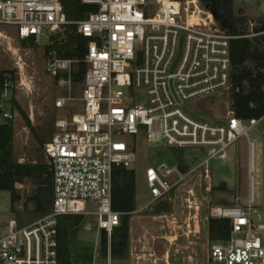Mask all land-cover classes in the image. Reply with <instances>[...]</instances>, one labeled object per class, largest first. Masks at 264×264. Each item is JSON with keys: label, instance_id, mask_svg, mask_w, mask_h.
<instances>
[{"label": "built area", "instance_id": "1", "mask_svg": "<svg viewBox=\"0 0 264 264\" xmlns=\"http://www.w3.org/2000/svg\"><path fill=\"white\" fill-rule=\"evenodd\" d=\"M81 1L96 9L70 20L62 0H0V43L8 39L10 50L9 28L20 39L39 40L45 30L57 35L74 25L89 39L79 92L72 78L79 60L46 52L45 70L64 90L55 107L65 110L44 144L53 171V209L24 226L12 218L0 230V264H59L58 220L66 214L83 215L88 228L95 221L110 237L123 214L112 206L114 169L133 168L140 139L198 149L201 158L191 157L186 172L178 163L148 166L150 198L132 214H152L168 242L184 237L194 244L203 233L206 209L208 222H231L228 239L211 242L208 233L210 264H264V200L257 202L256 137L251 135L261 126L264 139V114L239 117L230 107L224 118L210 120L187 110L191 101L230 91L231 40L264 31L256 32V23L249 21L247 32L234 35L218 23L211 0ZM1 71L0 113L4 121L15 120L14 77ZM242 138L248 143L247 195L214 203L209 198L217 184L210 163ZM161 204H170V210L154 214Z\"/></svg>", "mask_w": 264, "mask_h": 264}, {"label": "rangeland", "instance_id": "2", "mask_svg": "<svg viewBox=\"0 0 264 264\" xmlns=\"http://www.w3.org/2000/svg\"><path fill=\"white\" fill-rule=\"evenodd\" d=\"M214 9L216 5L229 4L228 0H213ZM228 3H227V2ZM215 10V9H214ZM238 18H243L246 22L258 23L261 18L256 8H247L242 14H237ZM218 23L224 27L226 23L218 19ZM14 37L12 38V50L8 49V39H2L0 43V70L8 71L13 74L14 88L11 93L16 102L24 109L30 117L36 133L31 129L21 114L16 113L15 125V151L21 162H48L44 144L53 134L54 121L57 117L65 115L64 109L55 107V99L64 93L58 82L45 70L46 45L50 44L54 34L47 30L36 40L34 44L23 43L22 39L15 36L13 29H8ZM65 36V32L61 33ZM58 35V34H57ZM62 37V38H63ZM79 92L80 86L75 87ZM231 107L229 92H219L214 94L213 98H201L191 101L187 104V110L195 115H201L206 110V115H201L205 119H222L226 116ZM211 113V114H209ZM4 121L0 113V122ZM256 137L255 140V177H256V196L257 202L263 205L264 200V139L261 134V126L251 134ZM185 157L189 160L191 157L200 156V150L194 148L184 149ZM137 162L133 165L136 171L137 180V208L144 206L150 198L149 190L145 181V170L148 166L155 165L161 161L170 164H177V158L174 150L165 144H154L140 139L137 142ZM248 143L246 138L231 145L224 158L217 157L212 159L210 168L214 183L217 185L226 182L228 190H215L210 200L214 203H234L237 196L246 197L248 192ZM17 187L23 196L22 200L15 204L17 210H24L26 197L29 196L34 186L30 183H18ZM182 197L177 199V205L182 206ZM11 193L7 190H0V230H5L9 221L16 218L13 210ZM29 208L33 205L27 203ZM167 206V205H166ZM170 206V204H169ZM172 211V210H171ZM181 220L184 219L183 213ZM149 221L158 222L152 218V214H147ZM145 214L138 213L132 220L133 226L145 219ZM151 218V219H150ZM203 233L200 235L196 244H190L181 239V245L175 250V253L181 256L189 255L192 252L194 260L187 257L183 264H210L208 261V218L206 209H203ZM86 221L73 243L75 258L78 263L85 261V264H104V260L98 258V249L100 246L101 230L94 221L90 228L85 226ZM158 233V232H157ZM157 235V234H156ZM163 241V239H157ZM108 262V260H107ZM216 264V263H212Z\"/></svg>", "mask_w": 264, "mask_h": 264}, {"label": "trees", "instance_id": "3", "mask_svg": "<svg viewBox=\"0 0 264 264\" xmlns=\"http://www.w3.org/2000/svg\"><path fill=\"white\" fill-rule=\"evenodd\" d=\"M230 1V2H229ZM227 2V1H226ZM229 4L214 6L216 15L221 21L223 15L229 13L225 26L234 35L244 34L249 29V23L243 18H236L232 13V0ZM227 2V3H228ZM70 20H80L96 6L84 4L81 0H62ZM211 5L214 1L211 0ZM256 32L264 31V18L261 17L254 26ZM62 34L52 36L50 44L46 45V52L56 50L60 57L76 58L72 78L74 86L80 85L85 78L87 63L85 56L89 39L76 32V27L70 25ZM23 43L34 44L35 37L22 39ZM231 82L229 91L231 108L239 117L252 118L264 114V33L253 38L238 37L231 40ZM4 71H1V74ZM2 85V82H1ZM214 95L207 98H213ZM28 125L36 133V129L24 109L14 100ZM208 111L201 115H206ZM211 114V113H209ZM37 135V133H36ZM177 158L178 166L183 172L190 168V162L185 157L183 148H172ZM30 183L34 186L33 192L26 197L24 210H17L15 204L22 200L17 184ZM0 190L11 193L13 210L20 226L27 225L36 219L50 213L53 209V171L49 162H21L15 151V125L14 120L0 122ZM215 190H228L226 182L215 186ZM33 207L29 208L27 203ZM113 209L122 212L119 226L113 229L111 236L104 230L100 233V246L98 258L107 264L110 255L112 264L123 263L131 255V224L133 214L137 209V180L134 168L117 166L113 173L112 189ZM170 210L169 204L165 208H158L153 213L161 214ZM58 256L59 264H85L78 263L75 258L73 243L78 237L86 219L83 215L66 214L59 217ZM208 233L211 242L225 240L230 237L231 222L226 218H210Z\"/></svg>", "mask_w": 264, "mask_h": 264}, {"label": "crops", "instance_id": "4", "mask_svg": "<svg viewBox=\"0 0 264 264\" xmlns=\"http://www.w3.org/2000/svg\"><path fill=\"white\" fill-rule=\"evenodd\" d=\"M165 206L166 204H161L159 208H165ZM145 216V219L147 218L145 221L141 219L135 226L131 224L130 259L117 264H183L182 261H187V257L194 260V255L190 251L188 256L175 253L177 247L181 245L180 240L184 239L187 242L186 238L180 237L176 242H168L163 238L166 233L161 222L149 221L147 214ZM172 238L173 235H169V239ZM157 239H163V241Z\"/></svg>", "mask_w": 264, "mask_h": 264}, {"label": "water", "instance_id": "5", "mask_svg": "<svg viewBox=\"0 0 264 264\" xmlns=\"http://www.w3.org/2000/svg\"><path fill=\"white\" fill-rule=\"evenodd\" d=\"M235 13H243L246 8H256L264 18V0H232Z\"/></svg>", "mask_w": 264, "mask_h": 264}, {"label": "flooded vegetation", "instance_id": "6", "mask_svg": "<svg viewBox=\"0 0 264 264\" xmlns=\"http://www.w3.org/2000/svg\"><path fill=\"white\" fill-rule=\"evenodd\" d=\"M246 9H247V8H246ZM246 9H245V10H246ZM231 13H232L231 15L235 16L236 18H238V16H237L238 12H237V13L234 12L233 5H232V12H231ZM240 14H242V13H240ZM223 18H224V22H226V23H227L228 21H230V19H229V13L223 15Z\"/></svg>", "mask_w": 264, "mask_h": 264}]
</instances>
